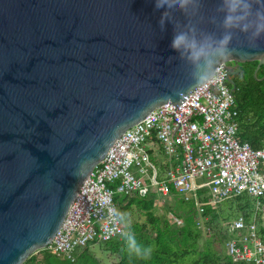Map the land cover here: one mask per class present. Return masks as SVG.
<instances>
[{
    "label": "water",
    "instance_id": "1",
    "mask_svg": "<svg viewBox=\"0 0 264 264\" xmlns=\"http://www.w3.org/2000/svg\"><path fill=\"white\" fill-rule=\"evenodd\" d=\"M216 8L177 11L161 32L152 0H0V264L46 248L112 143L197 87L169 43L189 24L220 35ZM243 39L221 62L257 61L256 76L264 37Z\"/></svg>",
    "mask_w": 264,
    "mask_h": 264
},
{
    "label": "built area",
    "instance_id": "2",
    "mask_svg": "<svg viewBox=\"0 0 264 264\" xmlns=\"http://www.w3.org/2000/svg\"><path fill=\"white\" fill-rule=\"evenodd\" d=\"M227 71V62H221L212 80L194 88L179 104L157 106L112 143L81 183L46 247L51 253L74 260L75 252L89 243L117 238L120 226L109 216V209L117 208L113 200L116 193L144 196L150 184L165 188L170 182L184 199L198 187H206L213 202L243 193L264 195V148L253 149L237 139L238 110ZM155 144L165 165L156 182L148 180L152 166L147 152ZM174 221L182 223L178 218ZM203 222L201 219L197 226L203 227ZM243 229V258L264 264V243L255 224H246L242 216L229 224V230ZM236 244L237 239H230L228 251L233 252Z\"/></svg>",
    "mask_w": 264,
    "mask_h": 264
},
{
    "label": "trees",
    "instance_id": "3",
    "mask_svg": "<svg viewBox=\"0 0 264 264\" xmlns=\"http://www.w3.org/2000/svg\"><path fill=\"white\" fill-rule=\"evenodd\" d=\"M241 64L243 75L238 78L233 90L238 110L237 139L241 143L247 142L253 149H261L264 148V64L259 67L256 76L253 71L257 61ZM147 152L152 166L148 180L159 181L165 165L159 156L158 145L155 144ZM109 186L115 187V184ZM113 200L117 209L126 214L137 240L151 248L147 257L129 255L117 237L105 242L89 243L75 252L74 260L55 255L44 248L37 250L42 254V262L37 261L32 253L22 264H103L89 253V246L95 243L102 244L105 250L117 257L110 264H254L245 261L241 252L240 240L246 231H232L229 227L227 230L220 226L223 220L228 221L229 226V219L234 214L242 216L246 224L258 223L256 231L264 243V226L254 217L257 213L256 204H264V195L252 197L243 193L213 202L206 187H198L189 199H184L168 182L165 188L159 187L157 183L150 184L144 196L116 193ZM158 207L163 208L162 213L156 212ZM199 207H202L201 212ZM133 214L144 219L139 221ZM174 218L180 219L182 223H175ZM201 219H204L203 227H198L197 223ZM205 228H209V232ZM230 239H237L233 252L228 251Z\"/></svg>",
    "mask_w": 264,
    "mask_h": 264
},
{
    "label": "clouds",
    "instance_id": "4",
    "mask_svg": "<svg viewBox=\"0 0 264 264\" xmlns=\"http://www.w3.org/2000/svg\"><path fill=\"white\" fill-rule=\"evenodd\" d=\"M155 9L162 13L159 27L161 32L165 24H170L174 14L179 11L188 18L196 16L203 0H152ZM216 12L219 15L220 35L201 31L196 24L177 26L169 47L177 53L175 59L182 62L187 78L194 86L203 85L216 74L220 62L237 50L231 47L233 37H244L239 44L246 48H255L257 41L264 37V0H217ZM211 21L216 23V17ZM172 60L173 57H169ZM109 216L114 225L120 226L119 240L129 255L147 257L151 248L141 244L131 230L125 213L113 207Z\"/></svg>",
    "mask_w": 264,
    "mask_h": 264
},
{
    "label": "rangeland",
    "instance_id": "5",
    "mask_svg": "<svg viewBox=\"0 0 264 264\" xmlns=\"http://www.w3.org/2000/svg\"><path fill=\"white\" fill-rule=\"evenodd\" d=\"M160 206V205H159ZM256 209L257 213L255 217V220L258 219V221L261 222V224L264 226V208H263V204H256ZM157 213H162L163 212V208L162 207H158L156 210ZM228 212H233V211H228ZM135 217L137 216V219L139 221L143 220L144 217L137 215V214H133ZM237 216V214H234V217L229 219V222L232 221L235 217ZM228 222V221H227ZM227 222L225 220L220 221V226L223 229H227L228 230V225ZM256 227L258 225V223H255ZM217 246H219L218 244H216ZM89 253L93 254L95 257H97L99 260L102 261L103 264H110L111 262L115 261L117 259V257L114 254H111V252L105 250L104 246L100 243H95L89 246ZM34 255L36 256L37 261H41L42 262V254L39 251H35Z\"/></svg>",
    "mask_w": 264,
    "mask_h": 264
},
{
    "label": "flooded vegetation",
    "instance_id": "6",
    "mask_svg": "<svg viewBox=\"0 0 264 264\" xmlns=\"http://www.w3.org/2000/svg\"><path fill=\"white\" fill-rule=\"evenodd\" d=\"M238 65H240V70L235 73L234 75H231V76H227V82H228V78L233 80L235 85H236V82L238 80L239 77H241L243 75V70H242V64H238L237 62H234V61H229L227 62V66L228 68L230 67L231 69L233 70H236L238 68ZM228 84L230 85V88H231V84L228 82Z\"/></svg>",
    "mask_w": 264,
    "mask_h": 264
}]
</instances>
